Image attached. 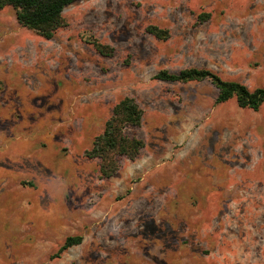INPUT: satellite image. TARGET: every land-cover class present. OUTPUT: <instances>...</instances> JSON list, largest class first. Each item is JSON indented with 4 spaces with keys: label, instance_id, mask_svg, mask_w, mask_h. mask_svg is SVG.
Returning a JSON list of instances; mask_svg holds the SVG:
<instances>
[{
    "label": "rangeland",
    "instance_id": "1",
    "mask_svg": "<svg viewBox=\"0 0 264 264\" xmlns=\"http://www.w3.org/2000/svg\"><path fill=\"white\" fill-rule=\"evenodd\" d=\"M62 18L47 40L0 10V264H264V104L155 79L264 88V0H79ZM125 97L143 148L102 178L85 154Z\"/></svg>",
    "mask_w": 264,
    "mask_h": 264
},
{
    "label": "trees",
    "instance_id": "2",
    "mask_svg": "<svg viewBox=\"0 0 264 264\" xmlns=\"http://www.w3.org/2000/svg\"><path fill=\"white\" fill-rule=\"evenodd\" d=\"M79 0H0V10L11 7L15 11L16 21L44 39H51L55 31L64 27L62 12L68 5ZM147 32L157 39L168 37L166 30L154 26L147 27ZM94 50L101 56L109 57L113 50L97 42H92ZM155 79L166 82H200L208 81L217 90L216 103L234 99L239 108L258 110L264 104V88L249 91L244 85L220 79L206 69L188 68L176 74L159 71ZM142 120V110L132 98L125 97L112 108L110 117L104 124L86 156L99 160V172L102 178H109L118 169L117 157L134 160L143 148V142L125 134L127 128L138 127ZM80 236L67 237L57 250L56 255L68 248L78 245Z\"/></svg>",
    "mask_w": 264,
    "mask_h": 264
}]
</instances>
